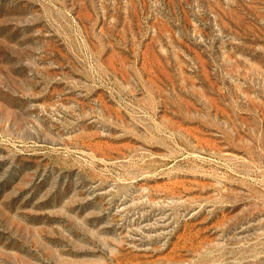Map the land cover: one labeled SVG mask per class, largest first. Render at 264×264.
<instances>
[{
    "label": "rangeland",
    "instance_id": "1",
    "mask_svg": "<svg viewBox=\"0 0 264 264\" xmlns=\"http://www.w3.org/2000/svg\"><path fill=\"white\" fill-rule=\"evenodd\" d=\"M0 264H264V0H0Z\"/></svg>",
    "mask_w": 264,
    "mask_h": 264
}]
</instances>
